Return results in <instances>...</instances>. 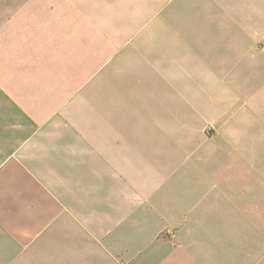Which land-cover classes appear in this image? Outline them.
I'll return each instance as SVG.
<instances>
[{
	"label": "crops",
	"instance_id": "0c3cea01",
	"mask_svg": "<svg viewBox=\"0 0 264 264\" xmlns=\"http://www.w3.org/2000/svg\"><path fill=\"white\" fill-rule=\"evenodd\" d=\"M35 10L49 15L36 17L38 29L68 25V62L99 65L76 83L69 63L50 69L53 45L28 59L22 22L3 25L0 264H264L263 170L220 167L199 151L227 141L230 155L250 154L240 145L250 131L187 143L185 129L200 124L203 103L235 95V71L264 42V0H60ZM9 30L24 35L17 54ZM76 91L115 111L114 134L76 131Z\"/></svg>",
	"mask_w": 264,
	"mask_h": 264
},
{
	"label": "rangeland",
	"instance_id": "374dc122",
	"mask_svg": "<svg viewBox=\"0 0 264 264\" xmlns=\"http://www.w3.org/2000/svg\"><path fill=\"white\" fill-rule=\"evenodd\" d=\"M60 3V0H0V32L3 25L10 23L11 28H18V22H22V27L26 30V54L28 59L36 58V54L39 55L40 49L42 53H51V47L56 50L58 57L53 59V64L50 69L62 70L67 68V63H69V69L76 71V75H81L80 78H76V83H82V73L87 74L91 70V66L95 65L94 68L99 65L97 59H90L89 61H83L82 56H75L73 62L66 60L67 48H66V38L68 36V25L64 24L61 26L60 33H50L52 29H55L53 24H49V21L42 20L40 25H43L44 29L36 28V17L49 16L45 13L37 14L35 9L40 7H51ZM26 6V13L20 14L19 7ZM53 27L52 29H50ZM16 31L9 30L7 32V37L11 41V49L16 50L14 53H18V48L24 50V46L21 44V39L23 40V34H16ZM54 38V40L52 39ZM48 39L46 41H42ZM51 40V43L49 42ZM41 41V44H40ZM260 43V44H259ZM51 44V45H50ZM2 46V45H0ZM256 49L257 52L253 50ZM3 48L0 49V55H3ZM55 53V54H56ZM48 54H42L41 57H45L42 60L43 64H48L51 61L46 58H50ZM13 55V52H12ZM15 55V54H14ZM41 58V59H42ZM29 62V61H28ZM64 62V63H63ZM34 63L31 61V64ZM65 64V66H64ZM236 69L239 67L240 63L236 62ZM74 65V66H73ZM85 65V66H84ZM81 67V68H80ZM84 67V68H83ZM99 67V66H98ZM80 68V69H79ZM241 71L236 70L237 74H242L243 77H238L236 80H240L235 89V95L230 94H220L218 101V108L213 102L208 101L203 103L204 109L197 111L195 115L200 119V124L188 125L185 127L187 133V143H195L194 140L197 138H189L193 135H203L204 140L210 141L212 136L218 134L219 132H224V130H241L247 131L240 141V145L245 148V151L249 150L250 154H244L239 149L233 147V153L230 155L232 148L230 143L227 141H219L215 146L204 144L199 151H203L205 155L210 157L214 165L220 167H226L229 165H235V167H241L244 165H251L252 168L258 167L259 171L263 170L264 174V42L261 40L256 46H252L251 51V63L247 66L244 62V69ZM83 75V76H84ZM98 85V82H96ZM83 93L76 91L74 94L75 101V126L76 131L83 130L86 132L87 129L92 133H107L114 134L115 127L113 125L115 119V111L107 109L103 111L100 107L99 102L96 100V94H90V100L88 101ZM233 97H235V102L231 103ZM232 98V99H231ZM224 99V101H223ZM228 105H232L228 107ZM211 106V107H210ZM124 111V119L131 118L130 110ZM104 117L107 119L108 124L103 125ZM234 118L237 120L236 123L239 125H227L223 119ZM89 120L90 124H87ZM225 124V125H221ZM233 124V123H232ZM128 126V127H127ZM131 125H123V129L130 128ZM168 129L179 132L176 130V126L170 125ZM184 130V127L181 128ZM192 135V136H189ZM186 143V144H187ZM190 146H193L190 144ZM185 151L190 149L184 148Z\"/></svg>",
	"mask_w": 264,
	"mask_h": 264
}]
</instances>
